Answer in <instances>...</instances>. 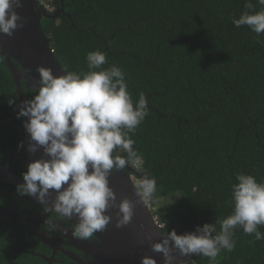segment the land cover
<instances>
[{
    "label": "trees",
    "instance_id": "1",
    "mask_svg": "<svg viewBox=\"0 0 264 264\" xmlns=\"http://www.w3.org/2000/svg\"><path fill=\"white\" fill-rule=\"evenodd\" d=\"M44 1L52 14L64 8L42 25L67 72L88 71L87 53L99 49L104 68L124 70L134 104L146 94L149 114L130 135L144 160L136 173L157 181L149 203L165 234L232 214L238 173L264 182V34L233 24L247 0ZM251 2L247 11H259ZM16 89L0 53V160L24 147ZM23 89L30 100L38 84ZM235 233V249L222 250L218 264H264V241L239 226ZM192 264L209 260L195 255Z\"/></svg>",
    "mask_w": 264,
    "mask_h": 264
},
{
    "label": "clouds",
    "instance_id": "2",
    "mask_svg": "<svg viewBox=\"0 0 264 264\" xmlns=\"http://www.w3.org/2000/svg\"><path fill=\"white\" fill-rule=\"evenodd\" d=\"M257 2L260 10L249 12L255 5L247 0L246 11L238 19L233 18V24L248 26L259 36L264 34V0ZM21 7L23 0H0V33L12 36L15 30L24 27V20L16 11ZM86 61L88 71L59 76L50 68H38L37 94L24 101L17 114V118H28L24 123L31 138L28 151L44 150L43 157L28 165L23 174L25 183L18 185V193L35 197L46 212H55L58 217L76 216L78 223L72 235L85 240L110 223L109 209L119 210L117 227L132 220L135 202L124 198L117 203L109 176L129 165L136 172L143 165V154L134 148L130 133H135L149 114L144 92L139 93L134 104L124 70L116 65L103 67L107 63L106 52L90 51ZM236 181L230 201L234 205L232 214L197 226L194 232L177 234L172 230L152 244L154 252L163 254L164 264H176L178 257L174 252L179 257L204 256L209 264H218L222 250L235 249L237 226L246 235L254 236V241H264V233L259 230L264 225V182L246 173H238ZM134 187L140 202L147 203L156 195L157 181L145 173ZM50 190L56 193L51 206ZM54 221L55 217H51L47 224L55 228ZM141 264L157 261L144 256ZM178 264L185 261L180 259Z\"/></svg>",
    "mask_w": 264,
    "mask_h": 264
},
{
    "label": "water",
    "instance_id": "3",
    "mask_svg": "<svg viewBox=\"0 0 264 264\" xmlns=\"http://www.w3.org/2000/svg\"><path fill=\"white\" fill-rule=\"evenodd\" d=\"M45 2V1H44ZM39 0H23V7L17 8L16 11L24 20V27L15 30L12 36L0 33V53L4 56L8 67L11 70L12 77L17 86L16 93L20 98V106L27 100L23 89L24 81L38 84L40 74L38 68H50L54 75H64L67 70L57 60L51 49V37L48 36L43 28L42 19L44 17L54 18L61 10L53 13L45 7V3ZM15 62L19 65L16 66ZM25 73L32 76L31 79L25 78ZM28 120L24 118V123ZM24 144L27 150V168L28 165L44 156L43 148L37 152L28 151L31 143L30 134L24 128ZM47 158V157H45ZM128 172H134V168L129 165L123 170H114L110 176V187L115 191L117 203L122 199L128 198L135 202L134 215L132 220L122 227H117L116 213L118 208L109 209L108 214L112 220L102 231L94 233L105 247V252L98 254L100 264H141V258L151 256L156 259L157 264H164L162 253L152 250V244L160 242L163 239L162 227L156 221L154 212L149 202L141 203L139 196L136 194L133 178ZM23 184V183H20ZM55 191L50 190L48 197L49 206L55 199ZM70 220L78 223V218L73 216ZM178 264L180 259L185 264H192L195 254L191 257H179L177 253Z\"/></svg>",
    "mask_w": 264,
    "mask_h": 264
},
{
    "label": "flooded vegetation",
    "instance_id": "4",
    "mask_svg": "<svg viewBox=\"0 0 264 264\" xmlns=\"http://www.w3.org/2000/svg\"><path fill=\"white\" fill-rule=\"evenodd\" d=\"M23 145L0 160V264H100L97 256L105 247L97 236L75 237L76 222L46 212L35 197L18 193L28 170ZM51 217L55 228L47 224Z\"/></svg>",
    "mask_w": 264,
    "mask_h": 264
},
{
    "label": "built area",
    "instance_id": "5",
    "mask_svg": "<svg viewBox=\"0 0 264 264\" xmlns=\"http://www.w3.org/2000/svg\"><path fill=\"white\" fill-rule=\"evenodd\" d=\"M140 168H141V167H140ZM136 170H139V168H136ZM131 177L133 178V182H134V183H135L138 179L141 178V177L138 176V174H137L136 172H134V173L131 175ZM155 218H156V221L158 222V224H159L161 227H163V224L160 223V222L158 221V218H157L156 215H155Z\"/></svg>",
    "mask_w": 264,
    "mask_h": 264
},
{
    "label": "rangeland",
    "instance_id": "6",
    "mask_svg": "<svg viewBox=\"0 0 264 264\" xmlns=\"http://www.w3.org/2000/svg\"><path fill=\"white\" fill-rule=\"evenodd\" d=\"M44 2V0H42ZM45 3V7H47V9H50V10H54V6L50 3V2H44ZM27 79H33L32 76L29 75V77H27ZM170 200V199H168ZM163 202V200H162Z\"/></svg>",
    "mask_w": 264,
    "mask_h": 264
}]
</instances>
